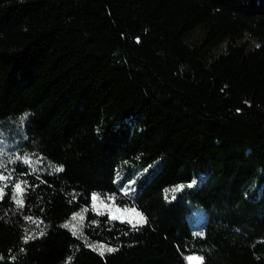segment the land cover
Returning a JSON list of instances; mask_svg holds the SVG:
<instances>
[{"label":"trees","instance_id":"trees-1","mask_svg":"<svg viewBox=\"0 0 264 264\" xmlns=\"http://www.w3.org/2000/svg\"><path fill=\"white\" fill-rule=\"evenodd\" d=\"M0 138V264H264V0H0Z\"/></svg>","mask_w":264,"mask_h":264},{"label":"rangeland","instance_id":"rangeland-1","mask_svg":"<svg viewBox=\"0 0 264 264\" xmlns=\"http://www.w3.org/2000/svg\"><path fill=\"white\" fill-rule=\"evenodd\" d=\"M201 37H202V34H201L199 28H195L189 34V38H191V39L201 38ZM243 42L247 44L248 49L252 48L254 46H257V44H258L256 38L251 37L247 34L244 35L241 39H238L236 41V44L243 43ZM15 157H18L19 159H23V157H24L27 161H30L35 165L43 162L41 156H39L37 154H29V155H25V156H20L17 151L8 149L4 139L0 138V168H4L7 164V162H9L11 159H14ZM196 182L197 181L194 182V186L196 185ZM169 200L173 201L174 197L171 196L169 198ZM191 216L193 217V220L190 221V224L193 227L200 228L201 226H203V224L206 220V216H205L202 208H195L194 210H192ZM190 260L192 263H196L197 259L192 256Z\"/></svg>","mask_w":264,"mask_h":264}]
</instances>
